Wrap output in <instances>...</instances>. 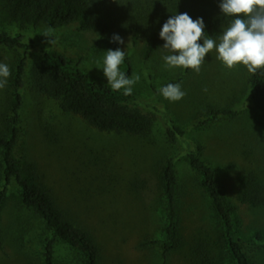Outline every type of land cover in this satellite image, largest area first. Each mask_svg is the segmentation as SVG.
I'll use <instances>...</instances> for the list:
<instances>
[{
    "label": "rangeland",
    "instance_id": "obj_1",
    "mask_svg": "<svg viewBox=\"0 0 264 264\" xmlns=\"http://www.w3.org/2000/svg\"><path fill=\"white\" fill-rule=\"evenodd\" d=\"M48 29L55 38V50L106 82L102 71L106 51H125L131 62L128 78L140 76L132 86L136 106L153 116L150 129L141 135L101 131L36 90L32 67L49 46L51 36L42 35ZM0 30L21 34L24 44L21 48L0 45V63L10 70L6 87L0 89V135L10 115L15 71L24 58L18 155L36 162L41 182L64 213L93 234L101 264L163 263L160 230L164 212L158 185L167 158L173 159L178 172L181 234L185 239L168 264H193L194 245L203 246L216 264L227 262L218 243L221 224L186 159L188 151L215 167L228 203L236 207L238 232L248 244L250 256L257 264H264V245L255 236L264 231V201L255 204L239 198L247 172H255L264 183V93H251L246 67H224L213 50L206 54L199 73L168 69L163 60L168 54L163 49L164 40L158 51L145 59L144 42L133 43L127 33L113 31L100 39L96 31L81 30L76 24L52 29L45 21H14L8 16L6 0H0ZM114 34L124 40V44L116 42L117 48L112 41ZM178 78H182L178 84L186 95L170 102L159 89ZM220 107H229L237 114L198 126L210 109ZM172 123L185 130L176 143L167 135ZM8 193L0 213V264H41L51 233L34 210L21 204L14 183ZM55 258L56 264H82L59 241Z\"/></svg>",
    "mask_w": 264,
    "mask_h": 264
},
{
    "label": "trees",
    "instance_id": "obj_2",
    "mask_svg": "<svg viewBox=\"0 0 264 264\" xmlns=\"http://www.w3.org/2000/svg\"><path fill=\"white\" fill-rule=\"evenodd\" d=\"M220 3L221 0H6V9L14 21L34 24L45 21L52 29L76 24L81 30L96 31L100 39H105L113 31L127 33L133 43L144 42L142 54L149 59L162 44L159 32L163 24L176 14L187 13L194 20L202 18L205 34L218 40L229 22L220 9ZM54 39V36L50 37L48 48L42 51L40 59L32 67L36 90L57 100L63 111L82 116L101 131L141 135L150 129L153 116L136 106L133 92L124 95L123 89L113 90L101 77L55 50L52 47ZM199 42L202 44L203 40ZM113 44L117 48L116 42ZM0 45L24 47L22 35L0 30ZM24 66L22 58L13 78L6 129L0 135V213L7 204L9 187L14 183L21 204L34 210L51 233L44 244L41 264H56L58 241L73 251L82 264H101L100 248L93 234L64 213L41 182L36 162L18 155ZM121 66L123 73L129 77L131 62L127 57ZM181 79L169 83L178 84ZM247 84L254 96L262 95L264 69L255 74L249 73ZM236 114V110L229 107L212 108L198 126L204 127L221 117H234ZM166 130L173 143L185 134L184 129L173 123ZM186 159L197 174L199 185L221 224L218 243L226 255L227 262L224 264H257L248 252V244L238 232L236 207L228 203L215 167L194 151H188ZM158 197L164 212L160 230L162 264H168L172 253L185 245L181 234L179 177L172 158H167L161 166ZM239 198L242 202L255 204L264 201V183L258 174L247 172L243 176ZM255 236L264 245V231L257 232ZM192 251L193 264H216L203 246L194 245Z\"/></svg>",
    "mask_w": 264,
    "mask_h": 264
},
{
    "label": "clouds",
    "instance_id": "obj_3",
    "mask_svg": "<svg viewBox=\"0 0 264 264\" xmlns=\"http://www.w3.org/2000/svg\"><path fill=\"white\" fill-rule=\"evenodd\" d=\"M219 6L229 22L218 42L205 34L202 18L194 20L187 13L173 15L163 24L159 36L165 41L163 49L168 53L163 57L166 68L191 69L199 73L206 54L215 50L216 59L228 69L243 65L252 74L264 69V0H221ZM42 35L50 37L51 29ZM112 41L124 44L118 34L113 35ZM124 59L125 51L119 48L107 50L102 71L113 90L123 89L124 95H131L132 86L140 76L128 78L120 71ZM9 76V67L0 63V89L6 87ZM159 92L170 102L179 101L186 95L180 84L172 83L160 88Z\"/></svg>",
    "mask_w": 264,
    "mask_h": 264
}]
</instances>
